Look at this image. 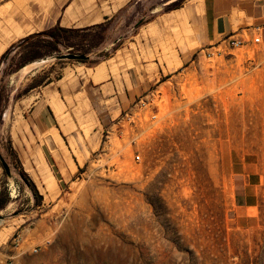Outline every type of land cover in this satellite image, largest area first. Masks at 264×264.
Segmentation results:
<instances>
[{
  "label": "rangeland",
  "instance_id": "obj_1",
  "mask_svg": "<svg viewBox=\"0 0 264 264\" xmlns=\"http://www.w3.org/2000/svg\"><path fill=\"white\" fill-rule=\"evenodd\" d=\"M197 2L0 0V42L12 14L39 19L0 52V154L11 169L0 162V264H264L262 48L207 58L186 15ZM100 7L111 18L72 39L98 44L89 60L35 64L80 54L61 48L14 71L19 49L2 59L32 34L89 27ZM53 99L69 163H50L60 136L36 113ZM238 171L253 181L251 214L235 212Z\"/></svg>",
  "mask_w": 264,
  "mask_h": 264
},
{
  "label": "crops",
  "instance_id": "obj_2",
  "mask_svg": "<svg viewBox=\"0 0 264 264\" xmlns=\"http://www.w3.org/2000/svg\"><path fill=\"white\" fill-rule=\"evenodd\" d=\"M118 8L117 2L116 5H111L112 11L113 9L115 10L114 12H116ZM186 13L188 16V22L192 25L194 30L192 42L196 49L204 47L213 48L219 44H224L225 40L231 37L247 40L249 36L253 37L257 32L261 35L262 42L260 46L264 56V0H198L196 5L192 6L190 10L186 11ZM106 18L111 17L108 13L103 11L102 7H100L93 15L88 17L91 21L87 26L100 24L102 21L106 20ZM37 23H39V19H37L29 9L12 14L7 20V24H9V27H7L10 30L5 31L4 41L0 42V52L4 51L8 44L13 40L23 38L33 33L34 29L37 28ZM70 28H75V26ZM7 32H9L11 37H6ZM251 43V41H248L247 45H250ZM157 66L159 73L162 74L159 64H157ZM61 90L62 89L58 88L57 93L59 94ZM70 90V87H66L65 89L66 93L70 92ZM45 108L46 107H42L36 110V113L41 116L42 121L46 124L47 129H50V132L57 130L60 136L57 145L53 143V140L51 139L52 143H50L51 149L48 157L50 163H69L72 155L68 157L65 153L62 145L67 149L68 146L56 124V115L59 120H62L60 116L64 117L65 112L61 105L54 99L52 100V104H50V109H47L48 112ZM117 112L118 111L116 110L114 111L116 115ZM119 112L121 114V110ZM53 147L58 152L57 154L52 153V150H54ZM40 152V163H45L50 171L51 168L43 150L41 149ZM64 158H66V161ZM35 162L36 161L31 160L33 170H36ZM71 166L72 169L76 170L77 167L74 163H72ZM35 172L38 174L36 177L44 179V177L37 173V171ZM252 184L253 181L251 180V176H248L241 171L236 172L233 178V203L236 214L246 209L249 214H251V209L248 208L256 206L257 199L253 193Z\"/></svg>",
  "mask_w": 264,
  "mask_h": 264
},
{
  "label": "trees",
  "instance_id": "obj_3",
  "mask_svg": "<svg viewBox=\"0 0 264 264\" xmlns=\"http://www.w3.org/2000/svg\"><path fill=\"white\" fill-rule=\"evenodd\" d=\"M108 20L109 18H106V21ZM103 25L104 23H100L84 28H67L57 25L24 38L18 45L12 46L2 59L9 57L13 51L19 49L17 53L19 54V61L14 68V71H19L38 58L59 52L61 48L72 49L80 54H88L98 46L97 43H84L83 41L82 44H79L73 42L72 39L80 35L89 36V32L102 28Z\"/></svg>",
  "mask_w": 264,
  "mask_h": 264
},
{
  "label": "built area",
  "instance_id": "obj_4",
  "mask_svg": "<svg viewBox=\"0 0 264 264\" xmlns=\"http://www.w3.org/2000/svg\"><path fill=\"white\" fill-rule=\"evenodd\" d=\"M251 38L252 39H250L248 41H251L257 45H260L262 42L260 33L256 32L255 35ZM248 41L243 40L241 38H236V37L227 38L225 40L224 44H219L213 48L208 49L207 53H206V57L209 59H212L215 57H218V58L222 57L228 49L233 50V49H239V48L245 47L247 45ZM136 161L137 162L140 161V155L136 156ZM34 251H37V249H35Z\"/></svg>",
  "mask_w": 264,
  "mask_h": 264
},
{
  "label": "water",
  "instance_id": "obj_5",
  "mask_svg": "<svg viewBox=\"0 0 264 264\" xmlns=\"http://www.w3.org/2000/svg\"><path fill=\"white\" fill-rule=\"evenodd\" d=\"M89 56L85 55V54H67V55H56L54 57H44L43 59H39L35 62L36 65H40L42 63H46L52 59H57V60H75V61H87L89 60ZM0 162L2 164V167L4 168V170L6 171L8 176H11V169L10 166L7 164V162L5 161V159L2 157V155L0 154ZM4 217L0 216V220H3Z\"/></svg>",
  "mask_w": 264,
  "mask_h": 264
},
{
  "label": "bare ground",
  "instance_id": "obj_6",
  "mask_svg": "<svg viewBox=\"0 0 264 264\" xmlns=\"http://www.w3.org/2000/svg\"><path fill=\"white\" fill-rule=\"evenodd\" d=\"M12 192H13V195H15L16 191H15L14 188H13ZM15 196H16V195H15ZM0 223H1V221H0Z\"/></svg>",
  "mask_w": 264,
  "mask_h": 264
}]
</instances>
